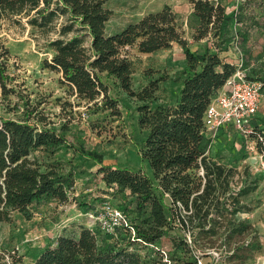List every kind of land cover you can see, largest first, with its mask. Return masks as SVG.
<instances>
[{"label":"trees","instance_id":"trees-1","mask_svg":"<svg viewBox=\"0 0 264 264\" xmlns=\"http://www.w3.org/2000/svg\"><path fill=\"white\" fill-rule=\"evenodd\" d=\"M108 1L0 0V24L6 17L25 16L40 31L58 34L48 41L54 55L47 67L60 74L61 84L85 100L89 110L105 108L112 115H121L103 77L113 79L141 103L139 125L147 135L138 152L152 170L150 176L143 169L107 166L101 156L79 150L99 165L105 185L133 204L136 217L129 226L135 237L125 225L118 226L113 236L81 227L75 236H60L31 264H161L163 256L152 259L129 247L136 243L155 246L164 237H169L174 250L172 262L196 264L187 257L195 247L203 256L223 249L229 264H246L263 251L256 227L237 216L251 211L241 198L254 189L251 174L247 166L239 173L211 157L212 148L207 153L203 133L207 107L236 71L220 55L234 37V16L215 0H189L198 20L193 39L200 51L189 46L177 14L168 5L108 35L106 26L113 15L105 6ZM174 43L181 46L186 61L174 77L180 84L177 101L153 108L169 76L150 77L147 85L135 90L128 48L151 54ZM9 53L0 41V97L15 93L8 86L12 80L7 74ZM29 101H23L21 120L0 119V222H9L15 212L29 216L33 208L47 202H68L76 184L74 166L57 158L68 143V125L60 123L56 128L40 106ZM202 169L203 177L199 175ZM236 176L243 184L238 192L233 187ZM122 227L128 229L129 237L120 242ZM175 230L188 234L192 243L185 236H171ZM179 251L185 259L176 255ZM0 264H23V258L16 252L0 251Z\"/></svg>","mask_w":264,"mask_h":264},{"label":"rangeland","instance_id":"rangeland-1","mask_svg":"<svg viewBox=\"0 0 264 264\" xmlns=\"http://www.w3.org/2000/svg\"><path fill=\"white\" fill-rule=\"evenodd\" d=\"M215 1L228 8L231 13L234 8L241 9L247 4L264 3V0ZM165 5L170 6L177 14L189 46L193 50H199V43L193 39L198 21L192 14L189 0H109L105 6L112 10L113 15L107 22L106 33L112 35L120 32L146 14L160 11ZM256 14L259 15L256 22L264 24L262 12L256 11ZM243 17L247 18L246 15ZM238 31V26L231 25L234 37L220 55L225 61L236 64V69L241 67L250 79L264 84V39L254 35L250 41H236ZM57 37L58 34L54 31L44 33L33 27L25 16L6 17L0 24V41L10 52L7 74L12 80L8 82V86L15 90L11 95L0 97V119L21 120L23 101L30 100L31 104L40 106L39 109L49 120L56 123V128H60V123H66L69 128L65 134L68 143L62 146L57 158L70 162L76 171V184L68 202H47L33 208L29 216L15 212L9 222H0V251L18 253L23 258V264H31L38 254L48 246H53L60 236L77 235L81 227L106 233L102 222H114L116 211L121 212L127 222L134 221L136 217L129 199L110 190L102 181L99 165L79 150L101 156L104 165L134 171L143 169L152 176L148 162L142 161L138 152V147L147 135V131L139 125L138 107L141 103L129 97L113 79L103 77L110 95L117 100L121 115H112L105 108L99 111L89 110L85 100L70 94L69 88L61 84L60 74L47 67V62H51L54 55L53 50L48 47V41ZM128 51L134 65V89L138 91L143 88L150 77L167 75L169 79L162 84L158 94L159 101L153 104V108L158 104H175L180 84L175 82L174 77L184 69L186 63L181 46L174 43L169 49L151 54L140 53L136 47H130ZM263 94L264 86L260 100ZM263 112L264 108H261V114ZM261 121L264 124V117ZM234 139L235 134L229 128L226 137L221 134L214 141L209 154L218 162L235 167L239 173L246 166L249 168L250 182L254 189L241 198L243 206L251 211L240 212L237 216L241 220H248L253 215L254 223H258L264 231V167L259 162L252 161V155L236 146ZM242 186L241 179L236 176L234 191L238 192ZM122 224L125 225V222ZM120 234V242L129 237L126 227H122ZM170 235L185 236L187 242L190 238L188 234L177 230ZM263 236L262 234L261 237ZM129 249L156 260L163 256L161 264H180L170 260L174 250L171 249L169 237H164L155 246L146 247L136 243L130 245ZM210 253V256H203L199 249L193 247L187 257L195 260L196 264H229L223 249L218 253L219 260L215 263L213 257L216 251L211 250ZM176 255L181 259L186 258L182 251ZM259 256H264V249L246 264H264L262 257L260 260L257 258Z\"/></svg>","mask_w":264,"mask_h":264},{"label":"built area","instance_id":"built-area-1","mask_svg":"<svg viewBox=\"0 0 264 264\" xmlns=\"http://www.w3.org/2000/svg\"><path fill=\"white\" fill-rule=\"evenodd\" d=\"M235 22L237 21L234 20L236 26ZM237 39L236 35L235 40ZM263 86L261 81L250 79L241 67H238L228 78L212 98L204 115L203 133L208 140L207 153L221 134L226 137V132L230 128L235 134V145L251 154L252 161L259 162L264 167V149L262 151L259 149L264 148V129H259L254 125ZM199 175L204 176L203 169L200 170ZM114 215V222H102V228L108 234H115V229L119 225L122 226L123 222L125 226H129V222L125 221L121 212L116 211ZM130 229L135 237L134 229L132 227ZM188 243H192L190 238ZM214 257L217 262L219 254L214 253Z\"/></svg>","mask_w":264,"mask_h":264},{"label":"crops","instance_id":"crops-1","mask_svg":"<svg viewBox=\"0 0 264 264\" xmlns=\"http://www.w3.org/2000/svg\"><path fill=\"white\" fill-rule=\"evenodd\" d=\"M225 7V6H224ZM226 8V7H225ZM257 9V10H256ZM226 11L228 14L234 16V20L237 21L236 26L239 27V31L236 32L237 34V41H250L254 35H257V37H261V40L264 39V24H260L256 22V19L259 17L258 14H256V11L262 12V17L264 18V3L263 4H247L241 9H235L231 13L229 12V9L226 8ZM192 14H193V8H192ZM246 15L247 18L245 19L243 16ZM234 20L232 25L235 26ZM246 20V21H244ZM264 20V19H263ZM198 21V20H197ZM244 24L246 26H244ZM261 35V36H259ZM237 62V61H236ZM231 64H234L232 62H229ZM236 65V64H234ZM261 108H264V94L262 95V98L259 102V109L256 114V117L254 118V125L259 128V129H264V124L261 121V118L264 117V112L261 114ZM261 117V118H260ZM249 222H252L253 225L257 228L259 233L264 235V231L261 229L258 223H254L253 220V215L249 216L248 220ZM261 241L263 244V249H264V236L261 237ZM262 257L263 262H264V256H259L257 257L259 260Z\"/></svg>","mask_w":264,"mask_h":264}]
</instances>
